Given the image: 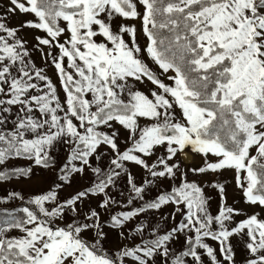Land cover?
<instances>
[{"label": "snow or ice", "instance_id": "1", "mask_svg": "<svg viewBox=\"0 0 264 264\" xmlns=\"http://www.w3.org/2000/svg\"><path fill=\"white\" fill-rule=\"evenodd\" d=\"M0 264H264V0H0Z\"/></svg>", "mask_w": 264, "mask_h": 264}, {"label": "rangeland", "instance_id": "2", "mask_svg": "<svg viewBox=\"0 0 264 264\" xmlns=\"http://www.w3.org/2000/svg\"><path fill=\"white\" fill-rule=\"evenodd\" d=\"M196 162H197V163L199 162V158H197Z\"/></svg>", "mask_w": 264, "mask_h": 264}]
</instances>
